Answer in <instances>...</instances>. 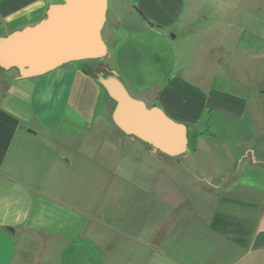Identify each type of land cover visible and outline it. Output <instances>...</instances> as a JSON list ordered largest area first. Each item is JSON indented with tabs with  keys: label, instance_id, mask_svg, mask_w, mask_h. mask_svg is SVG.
Returning <instances> with one entry per match:
<instances>
[{
	"label": "crops",
	"instance_id": "crops-1",
	"mask_svg": "<svg viewBox=\"0 0 264 264\" xmlns=\"http://www.w3.org/2000/svg\"><path fill=\"white\" fill-rule=\"evenodd\" d=\"M62 1L0 0V37L39 22ZM118 2L158 34L184 20L185 0ZM104 26L108 59L137 68L133 97L194 133L189 158L222 157V175L197 170L202 174L194 181L211 208L191 217L184 204L164 205L144 192L113 199L122 186L137 191L131 178L141 176L146 161L162 165V159L115 126L87 61L31 78L0 68V264H264V180L248 186L236 178L247 154L251 169L264 167V85L252 91L234 82L241 95L228 100L214 82L198 85L156 54L157 69L145 62L140 70L139 49L126 34L132 26L121 19Z\"/></svg>",
	"mask_w": 264,
	"mask_h": 264
},
{
	"label": "rangeland",
	"instance_id": "rangeland-1",
	"mask_svg": "<svg viewBox=\"0 0 264 264\" xmlns=\"http://www.w3.org/2000/svg\"><path fill=\"white\" fill-rule=\"evenodd\" d=\"M113 2L114 0H109L107 22L104 27H115L120 23V19L132 26L133 32L126 34L130 36L133 46L139 49L143 61V65H137L140 70L144 69L145 62L154 70L157 69L152 62L156 54L166 68L178 72L183 70L186 78L198 85L214 82L212 88L217 90L216 94H221L228 100L241 95V91L235 89L234 82L252 91L257 88L256 86L264 85V0H185V14L181 26L159 34L149 30L133 11L124 7L123 3L118 2V5H115ZM239 24H243L244 27L239 28ZM104 31L102 30V37L106 41ZM228 31L232 32L234 43L227 41L231 36ZM225 47L227 50H224ZM86 64L90 70L106 74L117 70L119 78L131 96H135L139 90L132 82L137 68L128 61L120 62L114 59V62H111L106 54ZM223 81L226 84L219 87V82ZM102 97L107 105V115L111 116L114 103L105 92H102ZM145 104L151 107L148 101ZM254 113L259 118L263 116L258 109H254ZM262 129L264 124L260 127V130ZM219 131L220 129L212 130L215 133ZM188 136L191 138L190 144L183 155L168 159L156 152L162 159V165L155 159L146 161L145 167L139 168L141 176L137 179L131 178L137 185L135 186L138 188L137 191L122 186L116 190L113 199H127L132 197L134 192L141 194L144 192L146 199H161L164 205L184 204L182 206L187 216L194 217V211L209 210L211 203L204 200L196 191L194 181L202 174L199 172L197 174V170L203 171L209 177L222 175L220 172L222 157L200 152L189 158L188 155L194 148V133L188 131ZM240 138L242 137L239 136L237 139ZM244 145L250 147L251 142L245 141ZM225 163L226 161L223 165ZM251 164L250 155L247 154L236 176L238 182L243 185H259L264 180V167L251 169ZM145 169L146 176L143 177L142 172ZM192 170H195L196 174ZM188 203H191L194 209H190ZM167 244L171 250L172 244ZM176 252L178 255L182 254L180 248H177Z\"/></svg>",
	"mask_w": 264,
	"mask_h": 264
},
{
	"label": "water",
	"instance_id": "water-1",
	"mask_svg": "<svg viewBox=\"0 0 264 264\" xmlns=\"http://www.w3.org/2000/svg\"><path fill=\"white\" fill-rule=\"evenodd\" d=\"M106 14L107 0H63L49 5L39 22L0 37V68L31 78L71 62L104 57ZM93 75L114 103L111 118L119 130L169 159L187 151L185 124L131 96L115 70Z\"/></svg>",
	"mask_w": 264,
	"mask_h": 264
},
{
	"label": "trees",
	"instance_id": "trees-1",
	"mask_svg": "<svg viewBox=\"0 0 264 264\" xmlns=\"http://www.w3.org/2000/svg\"><path fill=\"white\" fill-rule=\"evenodd\" d=\"M140 14H141V13H140ZM96 60H98V59H91V60H84V61L90 62V61H96ZM89 72L93 74L94 70H90V69H89ZM99 85H100V84H99ZM100 87H101L102 92H105V90L103 89V87H102L101 85H100ZM105 93H106V92H105Z\"/></svg>",
	"mask_w": 264,
	"mask_h": 264
}]
</instances>
